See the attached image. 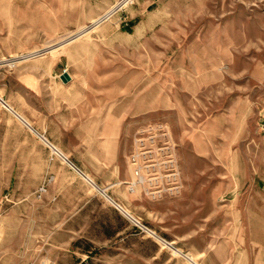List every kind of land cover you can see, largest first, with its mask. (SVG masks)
I'll list each match as a JSON object with an SVG mask.
<instances>
[{"label": "rangeland", "instance_id": "obj_1", "mask_svg": "<svg viewBox=\"0 0 264 264\" xmlns=\"http://www.w3.org/2000/svg\"><path fill=\"white\" fill-rule=\"evenodd\" d=\"M119 1L0 0V96L24 118L0 100V264H189L108 194L201 264H263L264 0H129L98 19ZM127 109L171 133L178 196L95 185L105 162L128 168L127 137L98 130Z\"/></svg>", "mask_w": 264, "mask_h": 264}, {"label": "built area", "instance_id": "obj_2", "mask_svg": "<svg viewBox=\"0 0 264 264\" xmlns=\"http://www.w3.org/2000/svg\"><path fill=\"white\" fill-rule=\"evenodd\" d=\"M128 2L129 0H120L113 8V11H115V8H120ZM111 13H107L103 19L108 18ZM0 100L6 109L14 112L18 117L24 120L23 116L14 110L9 102L1 96ZM37 133L49 148L51 159L64 160L71 167L80 171L89 180L90 177L75 163H73L55 143L50 141L44 133L38 131ZM128 164L132 171V177L127 182L129 191H141L152 200L175 197L182 192L183 179L176 152V143L172 139L169 130L163 124L148 123L138 128L134 135L133 147L128 155ZM52 179L53 177L51 176L50 178L44 180L39 189L41 193L47 191V185ZM93 183L95 182L93 181ZM95 185L100 190L104 189L106 192L104 187H100L96 183ZM110 199L118 208H120L123 212H126L124 213L127 215L131 223L138 229L139 233L147 234L151 237L159 239L163 243L167 244L171 249L177 251L179 255H182L189 262V264H201L190 253L178 248L172 241L161 237L153 228L144 223L140 217L130 213L119 202L115 201L111 197Z\"/></svg>", "mask_w": 264, "mask_h": 264}, {"label": "crops", "instance_id": "obj_3", "mask_svg": "<svg viewBox=\"0 0 264 264\" xmlns=\"http://www.w3.org/2000/svg\"><path fill=\"white\" fill-rule=\"evenodd\" d=\"M115 6H113L111 9L107 10L104 14L100 15L98 17L103 19V17L107 14V13H111L113 11V8ZM64 71H67L69 72L68 70H64ZM63 71V72H64ZM62 72V73H63ZM61 73V74H62ZM61 74H60V79H61ZM69 74L71 75V79L69 81H73L74 83L79 79L80 77V74H73L71 72H69ZM62 83H67V82H64L62 79H61ZM96 92V91H95ZM118 92V90H117ZM117 96V94L115 96H113L112 98L115 99ZM127 114H123V113H109V117L107 119V122H105L104 126L102 128H99L98 130L99 131H102V132H116L117 135H114V137L112 136L110 138V134H108L107 136V140H109L110 138V141L113 142L114 140L116 141V145L119 146L120 145V140H119V133H123V135H125L127 137V141H126V144L127 146L129 145V153L133 147V136L134 134L136 133V131L138 130L139 127H141L142 125H144L143 123H140V125H138L137 123H131V122H128V119L129 117H133V116H137L139 114H142L143 111H136L135 113H132L131 109H127L126 110ZM47 138L52 141L53 143H55L57 146L58 144L52 140L50 137L47 136ZM46 145V144H45ZM47 147V145H46ZM59 147V146H58ZM48 148V147H47ZM61 149V147H59ZM118 148V147H117ZM49 149V148H48ZM62 150V149H61ZM64 152V150H62ZM65 153V152H64ZM66 154V153H65ZM113 154L116 155V149H113ZM67 155V154H66ZM51 153H50V150H49V160H53V161H57L58 159H51ZM68 156V155H67ZM69 157V156H68ZM108 162V161H107ZM105 162V164H110V169L112 170V177L106 181V183L104 184H100L102 187H104L106 190H109V189H113L114 190V193L116 192V194H120L121 196H123L124 198H131L133 196H137V197H140V195H137L136 193H133L131 191H129V188H128V185H127V182L131 179L132 177V171L130 169V166L128 164V160H127V167H125L124 171H121V172H117L116 173V169H115V162ZM71 168V167H70ZM73 168V167H72ZM122 186V187H121ZM140 193V192H139ZM108 194V192H107ZM113 194V193H112ZM142 194V193H140ZM143 195V194H142ZM109 197H111L109 194H108ZM112 198V197H111ZM148 199H150L149 197H146ZM114 199L115 201H117L118 199L116 198H112ZM119 202V201H117ZM125 209H127L130 213H132L133 215L137 216L136 214H134L130 209L126 208V206H124L121 202H119ZM115 206V204H114ZM116 208H118L116 206ZM119 209V208H118ZM120 210V209H119ZM123 212V211H121ZM124 213V212H123ZM125 214V213H124ZM127 219V215L125 214L124 215ZM140 217V216H138ZM141 218V217H140ZM142 219V218H141ZM129 220V219H128ZM132 224V223H131ZM132 226L134 228H136L133 224ZM154 229V228H153ZM136 230L138 231V229L136 228ZM155 230V229H154ZM156 231V230H155ZM139 232V231H138ZM157 232V231H156ZM158 233V232H157ZM139 234H142L144 237H151L150 235H147V234H143V233H139ZM153 239H156L154 237H151ZM157 240V239H156ZM174 243V242H173ZM246 264H250L249 262H247ZM263 264H264V261H263Z\"/></svg>", "mask_w": 264, "mask_h": 264}, {"label": "water", "instance_id": "obj_4", "mask_svg": "<svg viewBox=\"0 0 264 264\" xmlns=\"http://www.w3.org/2000/svg\"><path fill=\"white\" fill-rule=\"evenodd\" d=\"M61 79L64 81V82H67L71 79V75L69 74V72L67 71H64L62 74H61Z\"/></svg>", "mask_w": 264, "mask_h": 264}, {"label": "bare ground", "instance_id": "obj_5", "mask_svg": "<svg viewBox=\"0 0 264 264\" xmlns=\"http://www.w3.org/2000/svg\"><path fill=\"white\" fill-rule=\"evenodd\" d=\"M90 181H92L90 178H89Z\"/></svg>", "mask_w": 264, "mask_h": 264}]
</instances>
